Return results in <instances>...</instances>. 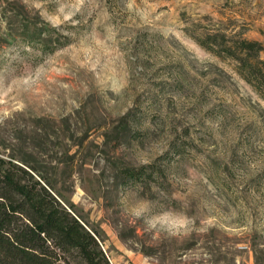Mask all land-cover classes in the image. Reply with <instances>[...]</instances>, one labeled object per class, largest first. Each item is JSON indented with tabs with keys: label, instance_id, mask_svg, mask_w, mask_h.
I'll list each match as a JSON object with an SVG mask.
<instances>
[{
	"label": "rangeland",
	"instance_id": "1",
	"mask_svg": "<svg viewBox=\"0 0 264 264\" xmlns=\"http://www.w3.org/2000/svg\"><path fill=\"white\" fill-rule=\"evenodd\" d=\"M223 35L264 59V0H0V154L112 264H264V97Z\"/></svg>",
	"mask_w": 264,
	"mask_h": 264
},
{
	"label": "trees",
	"instance_id": "2",
	"mask_svg": "<svg viewBox=\"0 0 264 264\" xmlns=\"http://www.w3.org/2000/svg\"><path fill=\"white\" fill-rule=\"evenodd\" d=\"M21 38L32 45L44 44L38 32ZM224 38L221 43L198 42L234 59L240 76L264 97L263 45L246 38ZM146 168L127 169L125 178L134 181ZM0 264L112 263L98 230L63 202L45 175L29 163L0 154Z\"/></svg>",
	"mask_w": 264,
	"mask_h": 264
}]
</instances>
